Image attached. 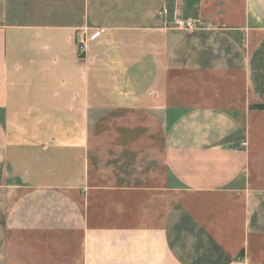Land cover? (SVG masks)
<instances>
[{"label": "crops", "instance_id": "obj_1", "mask_svg": "<svg viewBox=\"0 0 264 264\" xmlns=\"http://www.w3.org/2000/svg\"><path fill=\"white\" fill-rule=\"evenodd\" d=\"M168 1L0 22V264H264V0Z\"/></svg>", "mask_w": 264, "mask_h": 264}, {"label": "rangeland", "instance_id": "obj_2", "mask_svg": "<svg viewBox=\"0 0 264 264\" xmlns=\"http://www.w3.org/2000/svg\"><path fill=\"white\" fill-rule=\"evenodd\" d=\"M184 1L182 5L186 4ZM192 1L188 2L190 7ZM174 9V0L168 1L165 10L168 23L178 21L181 25L191 21L190 17H176ZM0 22L82 25L83 0H0ZM79 43L81 48L82 42Z\"/></svg>", "mask_w": 264, "mask_h": 264}, {"label": "built area", "instance_id": "obj_3", "mask_svg": "<svg viewBox=\"0 0 264 264\" xmlns=\"http://www.w3.org/2000/svg\"><path fill=\"white\" fill-rule=\"evenodd\" d=\"M184 24H185V26H187V27H191V26H193L192 23L189 22V21L184 22ZM98 35H99V32H94L90 37H91V39H93V38H96ZM83 47H84V45H82V47L80 48V50L82 49V51H85V50L83 49Z\"/></svg>", "mask_w": 264, "mask_h": 264}, {"label": "trees", "instance_id": "obj_4", "mask_svg": "<svg viewBox=\"0 0 264 264\" xmlns=\"http://www.w3.org/2000/svg\"><path fill=\"white\" fill-rule=\"evenodd\" d=\"M259 108H264V105H258Z\"/></svg>", "mask_w": 264, "mask_h": 264}]
</instances>
